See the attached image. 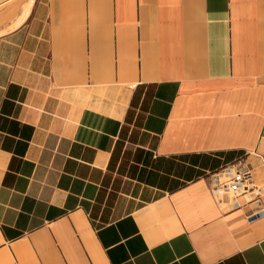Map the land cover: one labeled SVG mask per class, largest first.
<instances>
[{
	"label": "crops",
	"instance_id": "0c3cea01",
	"mask_svg": "<svg viewBox=\"0 0 264 264\" xmlns=\"http://www.w3.org/2000/svg\"><path fill=\"white\" fill-rule=\"evenodd\" d=\"M21 8L0 24V264H264V0ZM239 161L260 193L220 199Z\"/></svg>",
	"mask_w": 264,
	"mask_h": 264
},
{
	"label": "built area",
	"instance_id": "2783aa9c",
	"mask_svg": "<svg viewBox=\"0 0 264 264\" xmlns=\"http://www.w3.org/2000/svg\"><path fill=\"white\" fill-rule=\"evenodd\" d=\"M254 183V169L244 162L231 163L211 174V191L220 199L235 200L248 193H260Z\"/></svg>",
	"mask_w": 264,
	"mask_h": 264
},
{
	"label": "rangeland",
	"instance_id": "374dc122",
	"mask_svg": "<svg viewBox=\"0 0 264 264\" xmlns=\"http://www.w3.org/2000/svg\"><path fill=\"white\" fill-rule=\"evenodd\" d=\"M29 1L30 0H0V3L3 2L1 3L2 8H6L3 14H0V24L3 22L2 20H4L3 18H5L8 12H12V10L16 8L20 9L22 5H26L28 2L27 6H25L26 9L23 6V8H21V15L25 14L24 10L26 11L28 9Z\"/></svg>",
	"mask_w": 264,
	"mask_h": 264
}]
</instances>
